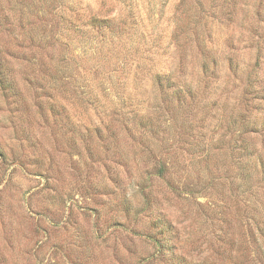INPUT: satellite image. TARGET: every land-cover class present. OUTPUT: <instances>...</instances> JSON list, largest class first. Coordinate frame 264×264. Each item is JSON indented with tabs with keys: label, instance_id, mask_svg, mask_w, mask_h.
Masks as SVG:
<instances>
[{
	"label": "rangeland",
	"instance_id": "374dc122",
	"mask_svg": "<svg viewBox=\"0 0 264 264\" xmlns=\"http://www.w3.org/2000/svg\"><path fill=\"white\" fill-rule=\"evenodd\" d=\"M0 264H264V0H0Z\"/></svg>",
	"mask_w": 264,
	"mask_h": 264
},
{
	"label": "trees",
	"instance_id": "16d2710c",
	"mask_svg": "<svg viewBox=\"0 0 264 264\" xmlns=\"http://www.w3.org/2000/svg\"><path fill=\"white\" fill-rule=\"evenodd\" d=\"M160 77H157V79H159ZM162 172H164V166H159L158 168V174L161 175Z\"/></svg>",
	"mask_w": 264,
	"mask_h": 264
}]
</instances>
